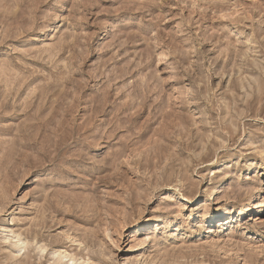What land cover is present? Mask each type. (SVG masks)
Here are the masks:
<instances>
[{"label": "rangeland", "instance_id": "rangeland-1", "mask_svg": "<svg viewBox=\"0 0 264 264\" xmlns=\"http://www.w3.org/2000/svg\"><path fill=\"white\" fill-rule=\"evenodd\" d=\"M0 264H264V0H0Z\"/></svg>", "mask_w": 264, "mask_h": 264}, {"label": "bare ground", "instance_id": "bare-ground-1", "mask_svg": "<svg viewBox=\"0 0 264 264\" xmlns=\"http://www.w3.org/2000/svg\"><path fill=\"white\" fill-rule=\"evenodd\" d=\"M252 202H253V200H252ZM250 206V205H249ZM249 206H247L246 208H248ZM252 209H255V205H254V203H252V206H251V208H250V210H252ZM227 213V212H226ZM227 215V214H226ZM43 249V248H42ZM44 251H45V249H43ZM44 251H42V252H44ZM61 257V256H60ZM72 259V258H71ZM75 260V259H74ZM72 262V261H71ZM87 263H89V262H87Z\"/></svg>", "mask_w": 264, "mask_h": 264}]
</instances>
